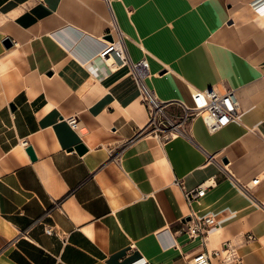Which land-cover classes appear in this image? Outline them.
<instances>
[{
    "label": "crops",
    "instance_id": "obj_1",
    "mask_svg": "<svg viewBox=\"0 0 264 264\" xmlns=\"http://www.w3.org/2000/svg\"><path fill=\"white\" fill-rule=\"evenodd\" d=\"M254 1L0 0V264H190L200 246L222 251L210 264H264ZM117 34L132 64L147 62L144 83L167 116L210 88L235 92L236 119L212 134L196 116L167 140L138 135L148 117L129 63L98 59ZM204 183L187 205L183 192ZM191 211L216 221L204 239L180 232Z\"/></svg>",
    "mask_w": 264,
    "mask_h": 264
},
{
    "label": "built area",
    "instance_id": "obj_2",
    "mask_svg": "<svg viewBox=\"0 0 264 264\" xmlns=\"http://www.w3.org/2000/svg\"><path fill=\"white\" fill-rule=\"evenodd\" d=\"M42 1V0H37ZM252 11L259 15L264 16V0H256L250 4ZM112 37L111 41L104 40L105 44L98 53V59L106 62L110 58L116 61L127 64L131 68V76L135 80L140 99L147 111V124L138 133V135H152L167 140L181 132L182 126L186 124L193 117L199 116L205 128L209 133H215L228 124H230L237 117L239 109V102L233 90H227L224 93H218L213 89L195 90L191 93L193 106L191 108H184V114L179 120H174L166 115L164 111V104L159 102L154 94L147 88L144 79L147 76L148 64L145 60H141L136 64H132L127 57L126 50L123 44L122 37L118 34ZM66 122L72 129L77 127V118L75 116L66 119ZM21 145L26 147V142ZM259 182L258 179L252 180L246 186H242V190L248 194L251 187ZM209 184L204 183L195 189L184 191L183 197L187 205L197 200H200ZM264 209V204L261 206ZM49 211L45 212L44 216L48 215ZM180 232L190 239L201 238L204 239L208 236L210 230L215 227L216 221L212 216L197 217L193 211L189 214V220L180 222ZM48 234H53L51 230H47ZM193 253L190 264H210V256L219 257L222 251H212L210 254L202 249ZM236 264H242L240 260H236Z\"/></svg>",
    "mask_w": 264,
    "mask_h": 264
},
{
    "label": "water",
    "instance_id": "obj_3",
    "mask_svg": "<svg viewBox=\"0 0 264 264\" xmlns=\"http://www.w3.org/2000/svg\"><path fill=\"white\" fill-rule=\"evenodd\" d=\"M105 40L111 41V40H112L111 35H107V36H105ZM3 45H4L5 48H10V47L12 46V44H11V42H10L9 39H5V40L3 41ZM10 107H11V106H10ZM74 149L76 150V152H77L79 155H82L83 153L86 152V149L84 148L83 145H78V146H76ZM69 151H71V149H70ZM26 153L28 154L30 160H32V161L35 160V154H34V152H33V150H32L31 147H27V148H26ZM188 220H189V217L186 218L185 220H183L182 222H184V221H188Z\"/></svg>",
    "mask_w": 264,
    "mask_h": 264
},
{
    "label": "bare ground",
    "instance_id": "obj_4",
    "mask_svg": "<svg viewBox=\"0 0 264 264\" xmlns=\"http://www.w3.org/2000/svg\"><path fill=\"white\" fill-rule=\"evenodd\" d=\"M106 63H107V65L109 66V67H113L114 65H115V63H116V60L115 59H113V58H110L109 60H107L106 61ZM121 64V63H120ZM117 67V66H116ZM118 68V67H117ZM115 69V68H114ZM112 70V69H111ZM119 232V231H118Z\"/></svg>",
    "mask_w": 264,
    "mask_h": 264
},
{
    "label": "rangeland",
    "instance_id": "obj_5",
    "mask_svg": "<svg viewBox=\"0 0 264 264\" xmlns=\"http://www.w3.org/2000/svg\"><path fill=\"white\" fill-rule=\"evenodd\" d=\"M178 119H179V117H178Z\"/></svg>",
    "mask_w": 264,
    "mask_h": 264
}]
</instances>
